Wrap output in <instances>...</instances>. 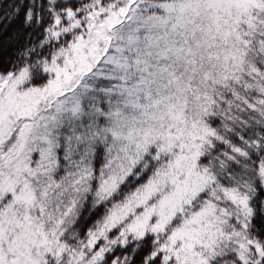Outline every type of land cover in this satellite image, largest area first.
Returning a JSON list of instances; mask_svg holds the SVG:
<instances>
[{"label":"snow or ice","instance_id":"obj_1","mask_svg":"<svg viewBox=\"0 0 264 264\" xmlns=\"http://www.w3.org/2000/svg\"><path fill=\"white\" fill-rule=\"evenodd\" d=\"M0 264H264V0H0Z\"/></svg>","mask_w":264,"mask_h":264},{"label":"trees","instance_id":"obj_2","mask_svg":"<svg viewBox=\"0 0 264 264\" xmlns=\"http://www.w3.org/2000/svg\"><path fill=\"white\" fill-rule=\"evenodd\" d=\"M4 39V37L2 35H0V41H2Z\"/></svg>","mask_w":264,"mask_h":264}]
</instances>
